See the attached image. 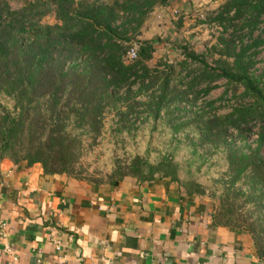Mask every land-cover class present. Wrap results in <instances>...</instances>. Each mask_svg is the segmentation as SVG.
I'll use <instances>...</instances> for the list:
<instances>
[{
    "label": "trees",
    "instance_id": "trees-1",
    "mask_svg": "<svg viewBox=\"0 0 264 264\" xmlns=\"http://www.w3.org/2000/svg\"><path fill=\"white\" fill-rule=\"evenodd\" d=\"M222 1L214 22L228 36H221L213 47L219 59L212 68L206 56L188 54L203 70L200 75L189 74L191 80L183 90L172 86L174 62L161 59L155 68L149 66L158 46L154 39L142 38L150 15L157 8H169L170 0H34L19 10L0 0V98L14 104L9 110L0 102V162L39 163L48 175L73 177L84 145L78 131L94 143L102 135L108 110L117 111L127 122L145 113L159 119L167 110L171 121H177L175 134L196 124L199 146L227 149L232 174L228 192L264 211V73L261 80L250 74L264 46V39L254 38L264 25V0ZM51 14L56 24H43ZM135 46L138 59L128 63L127 55ZM162 66L167 71L160 70ZM221 79L244 87L254 104L223 116L213 112V102L198 108ZM201 83L206 87L196 90ZM143 98L145 103L140 102ZM141 108L143 113L138 112ZM186 115L189 118L181 117ZM122 129L126 127L118 132ZM254 134L258 138L250 144ZM237 139L244 145L237 147ZM118 169L111 185L127 177L142 183L157 177L179 183V165L169 156L157 166L138 157ZM142 170L148 171L146 176ZM242 179L252 185L250 194L234 187ZM184 190L188 195L205 194L200 186ZM229 206L236 215L234 206ZM215 217L221 225L242 229L239 223ZM259 220L260 231L247 232L264 254V221Z\"/></svg>",
    "mask_w": 264,
    "mask_h": 264
},
{
    "label": "crops",
    "instance_id": "crops-1",
    "mask_svg": "<svg viewBox=\"0 0 264 264\" xmlns=\"http://www.w3.org/2000/svg\"><path fill=\"white\" fill-rule=\"evenodd\" d=\"M170 3L160 9L191 7ZM215 214L170 179L92 185L0 162V264H264L252 235Z\"/></svg>",
    "mask_w": 264,
    "mask_h": 264
},
{
    "label": "rangeland",
    "instance_id": "rangeland-1",
    "mask_svg": "<svg viewBox=\"0 0 264 264\" xmlns=\"http://www.w3.org/2000/svg\"><path fill=\"white\" fill-rule=\"evenodd\" d=\"M32 1L34 0H8L13 10H19ZM106 1L111 2V0ZM223 2L222 0H190L191 7L187 10L169 9L163 12V9L157 8L150 15L143 29L142 38H152L158 46L154 61L151 62L153 68L161 59L174 62L176 70L173 74L172 86L178 85L185 90L191 80L189 74L200 75L202 72V65L189 59L188 54L206 56V61L211 65L214 60L219 59L213 47L218 44L221 36L226 37L228 33L214 22V18ZM56 22L53 14L43 19V24L55 25ZM254 38L264 39V25ZM160 70L167 71L165 66L160 67ZM263 73L264 46L261 47L257 64L250 74L253 79L261 80ZM261 85L263 87L264 79ZM203 87L205 88L206 84L201 83L195 89L200 90ZM215 87L216 89L203 99L204 102L198 104V108L201 109L208 102H213L215 103L213 112L223 116L232 113L236 108L254 104V99L246 97L245 89L240 85H231L227 80L221 79ZM0 102L9 110H13L12 101L0 98ZM140 102L145 103L146 99H140ZM123 110L126 111L125 108ZM138 112L143 113L144 109L141 108ZM181 117L189 118L187 115ZM171 119L167 110H163L159 119L145 113L140 116L133 115L127 122L118 115L117 111L108 110L103 121L102 135L94 143L93 138L88 137L84 131L77 132L84 145L82 157L73 177L92 185H111V182L117 179L115 174H118V168L130 166L136 158L139 157L152 166H157L164 157L169 156L173 163L179 165L177 173L179 184L185 189L200 186L205 192L203 196L209 197L214 203L215 212L223 222L231 221L237 225L239 223L246 231H260L259 219L264 221V211L252 204H245V198H237L233 193L228 192L232 174L227 149L199 146L200 135L196 124H191L175 134L173 124L177 121L173 123ZM131 123H135L134 128L130 127ZM124 126L126 129L118 132V129ZM253 130L258 134V128ZM256 138L257 135H250V141ZM192 140L196 142L198 149L193 147L190 142ZM235 145L240 147L244 144L241 145V141L237 139ZM252 146L256 148V145ZM142 171L146 176L148 171ZM134 179L141 182L138 178ZM234 187L245 194L252 192V185L244 184V179L238 181ZM259 193L255 192V194ZM230 204L236 209V215L229 212Z\"/></svg>",
    "mask_w": 264,
    "mask_h": 264
},
{
    "label": "built area",
    "instance_id": "built-area-1",
    "mask_svg": "<svg viewBox=\"0 0 264 264\" xmlns=\"http://www.w3.org/2000/svg\"><path fill=\"white\" fill-rule=\"evenodd\" d=\"M137 59H138L137 48H133L131 51H129L126 60H127L128 63H133ZM230 134H232L233 136L236 135V134H234L233 130L230 131ZM257 138H258V136H257ZM257 138L255 140H257ZM255 140L250 141V138H249V143L252 144ZM56 250L57 251L60 250V245L59 244L56 246Z\"/></svg>",
    "mask_w": 264,
    "mask_h": 264
}]
</instances>
